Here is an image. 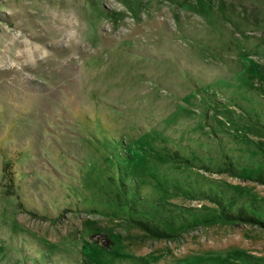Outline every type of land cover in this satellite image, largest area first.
<instances>
[{"label": "rangeland", "instance_id": "374dc122", "mask_svg": "<svg viewBox=\"0 0 264 264\" xmlns=\"http://www.w3.org/2000/svg\"><path fill=\"white\" fill-rule=\"evenodd\" d=\"M0 264H264V0H0Z\"/></svg>", "mask_w": 264, "mask_h": 264}, {"label": "trees", "instance_id": "16d2710c", "mask_svg": "<svg viewBox=\"0 0 264 264\" xmlns=\"http://www.w3.org/2000/svg\"><path fill=\"white\" fill-rule=\"evenodd\" d=\"M122 193L125 192L124 189L121 188ZM124 202L127 205L128 209L131 207L132 208V201L128 200L126 197H124ZM128 201V202H127ZM219 213H221L223 216H225L228 219H232L235 220L236 218H242L245 221L248 222H258L257 219L259 217H257V215H255V213H253V211L251 213H240V210L237 211V213L235 214H231L228 211H225V208L223 205H221V208L219 209ZM132 221L136 223V225L141 228L142 230H144V232L152 237H156V238H160V237H166L170 234L169 231H167L163 226L161 225H156V223L151 220V219H144L141 216H137L136 217H131Z\"/></svg>", "mask_w": 264, "mask_h": 264}]
</instances>
